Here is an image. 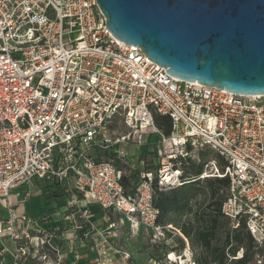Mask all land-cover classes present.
<instances>
[{
  "label": "built area",
  "instance_id": "2783aa9c",
  "mask_svg": "<svg viewBox=\"0 0 264 264\" xmlns=\"http://www.w3.org/2000/svg\"><path fill=\"white\" fill-rule=\"evenodd\" d=\"M155 114L169 118L167 135ZM114 121L126 132L114 134ZM129 147L146 149L137 168ZM204 149L222 166L211 158L199 177L182 178ZM104 154L137 171L128 191ZM208 178L229 180L221 212L243 219L264 255V96L168 76L111 36L96 0H0V264H78L80 250L112 264L104 232L115 224L97 229L92 207L154 242L179 236L184 247L168 260L195 264L187 240L157 224L154 189ZM36 199L43 208L28 211Z\"/></svg>",
  "mask_w": 264,
  "mask_h": 264
},
{
  "label": "water",
  "instance_id": "95a60500",
  "mask_svg": "<svg viewBox=\"0 0 264 264\" xmlns=\"http://www.w3.org/2000/svg\"><path fill=\"white\" fill-rule=\"evenodd\" d=\"M117 41L168 76L264 96V0H96Z\"/></svg>",
  "mask_w": 264,
  "mask_h": 264
},
{
  "label": "trees",
  "instance_id": "16d2710c",
  "mask_svg": "<svg viewBox=\"0 0 264 264\" xmlns=\"http://www.w3.org/2000/svg\"><path fill=\"white\" fill-rule=\"evenodd\" d=\"M154 122L165 135L169 133L168 117L155 114ZM211 158L216 160L219 167L222 166V160L218 156L204 149L198 153V162H189L182 167V178L199 177L203 164ZM104 159L125 172L121 183L128 191L137 171L130 170L129 165L122 163L114 155L104 154ZM200 181H205L209 193L208 201L204 204L195 201L191 203L197 193L195 186ZM228 188L227 178H208L184 183L181 187L167 192L154 189L153 205L158 211L156 222L159 226L171 225L187 240L188 246L196 252L193 255L195 264H257L259 260L264 264V255L262 252L258 254V249L255 250L245 221L240 219L233 223L221 212L228 197ZM171 238L173 243L168 245V253H180L183 248L182 239L177 235ZM240 250L241 256L237 257Z\"/></svg>",
  "mask_w": 264,
  "mask_h": 264
},
{
  "label": "rangeland",
  "instance_id": "374dc122",
  "mask_svg": "<svg viewBox=\"0 0 264 264\" xmlns=\"http://www.w3.org/2000/svg\"><path fill=\"white\" fill-rule=\"evenodd\" d=\"M111 126V130L114 134H122L126 132V129L123 128L118 121H114ZM128 151L129 164L134 168H137L138 160L135 155L146 152L145 147H129ZM101 158L102 160H105L104 155H102ZM195 189L197 193L195 199L192 200L191 203H193V201L202 204L206 203L208 201L209 193L206 189L205 181H200L195 186ZM40 200L36 199L27 204V210H36L40 207L43 208ZM93 219H95V217ZM105 222L115 224V228L104 232L108 243V255L116 257V255H119V252H126L130 256L128 264H183V261H180L177 258L181 255H174L175 258L173 256H169L170 260H168V245H171L173 243L172 241L154 242L152 234L143 231L141 228H137L135 230L132 229L130 224L125 219L117 215H105ZM189 248L193 255L196 254L191 247ZM258 251L259 254L261 251L259 249Z\"/></svg>",
  "mask_w": 264,
  "mask_h": 264
},
{
  "label": "crops",
  "instance_id": "0c3cea01",
  "mask_svg": "<svg viewBox=\"0 0 264 264\" xmlns=\"http://www.w3.org/2000/svg\"><path fill=\"white\" fill-rule=\"evenodd\" d=\"M95 217V219H93ZM91 220L95 223V226L97 227V229H104V227L106 226V222H105V216L102 215V213H100L96 208L92 207V217ZM79 255H75V256H79L80 257V261L78 264H94V259L96 258V255H92V254H87V251L84 250H80L78 251ZM73 256L74 255H70V259L73 260ZM111 259L112 260V264H126L122 259H121V255H116V257H112L110 255H107L106 259Z\"/></svg>",
  "mask_w": 264,
  "mask_h": 264
},
{
  "label": "bare ground",
  "instance_id": "6f19581e",
  "mask_svg": "<svg viewBox=\"0 0 264 264\" xmlns=\"http://www.w3.org/2000/svg\"><path fill=\"white\" fill-rule=\"evenodd\" d=\"M174 256V255H173Z\"/></svg>",
  "mask_w": 264,
  "mask_h": 264
}]
</instances>
